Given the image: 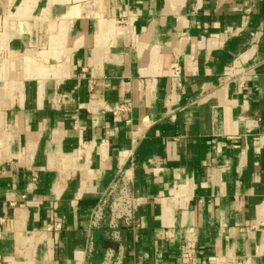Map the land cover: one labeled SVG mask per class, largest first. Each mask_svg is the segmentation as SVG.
<instances>
[{"label": "crops", "instance_id": "1", "mask_svg": "<svg viewBox=\"0 0 264 264\" xmlns=\"http://www.w3.org/2000/svg\"><path fill=\"white\" fill-rule=\"evenodd\" d=\"M123 172L113 238L92 211ZM109 250L264 264V0H0V264Z\"/></svg>", "mask_w": 264, "mask_h": 264}, {"label": "built area", "instance_id": "2", "mask_svg": "<svg viewBox=\"0 0 264 264\" xmlns=\"http://www.w3.org/2000/svg\"><path fill=\"white\" fill-rule=\"evenodd\" d=\"M173 74H178V68H173ZM128 109L125 104H120L114 108V119L119 120V114ZM141 200L135 197L129 189V177L122 173L118 179L109 184L100 201L92 211V225L99 226L106 224L111 230V236L116 237V228L121 225L137 226L136 210ZM107 214V216H106ZM111 251H106L101 264H111Z\"/></svg>", "mask_w": 264, "mask_h": 264}]
</instances>
